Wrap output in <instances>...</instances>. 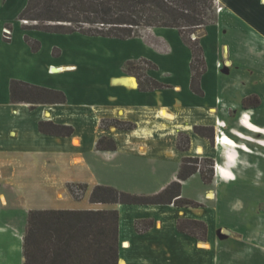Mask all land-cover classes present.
Masks as SVG:
<instances>
[{
	"label": "crops",
	"instance_id": "obj_1",
	"mask_svg": "<svg viewBox=\"0 0 264 264\" xmlns=\"http://www.w3.org/2000/svg\"><path fill=\"white\" fill-rule=\"evenodd\" d=\"M219 1L224 10L204 26L199 37L206 64L199 95L190 86L192 52L177 28L150 26L148 37L126 39L48 32L24 28L18 16L27 0H0V264H23V236L32 209H116L118 264H217L219 202L215 194L221 188L224 201L232 182L222 177L224 173L213 170L212 183L204 182L199 171L181 181L182 197L197 201L198 206L90 202L89 195L96 184L154 194L177 179L186 156L211 158L231 171L236 162L234 157L228 159L231 150L226 142L216 139L219 131L235 144L247 145L246 149L232 147L234 155L252 153L249 143L253 141L264 147L259 142L264 134L240 123L242 110H251L247 115L251 119L262 104L242 107V99L257 92L246 94L241 87L254 78L255 65L264 54V0ZM228 21L234 24L230 29L225 27ZM5 26L12 29L9 40L2 37ZM26 36L40 43L37 50H32ZM66 36L76 40L66 45ZM173 47L183 50V60L172 55ZM139 58L155 65L147 74L162 87H138L126 63ZM12 80L60 90L66 100L33 106L14 102ZM104 118L130 121L134 127H102ZM40 120L70 125L73 132L67 136L43 133L38 129ZM217 120H228V125L222 127ZM194 125H213V142L195 133ZM180 132L189 137L185 150L177 147ZM103 135L114 140L115 149L96 147ZM198 176L204 194L186 197L185 183ZM71 182L86 184L87 203L71 195ZM249 210L252 215L258 212L252 206ZM179 219L203 221L205 239L180 231ZM138 220H152V225L138 230ZM242 227L237 221L227 228L237 232L244 231ZM258 227L256 222L249 230L250 241L260 244L264 253V231ZM225 251L232 253L227 264L242 253L223 241Z\"/></svg>",
	"mask_w": 264,
	"mask_h": 264
},
{
	"label": "trees",
	"instance_id": "obj_2",
	"mask_svg": "<svg viewBox=\"0 0 264 264\" xmlns=\"http://www.w3.org/2000/svg\"><path fill=\"white\" fill-rule=\"evenodd\" d=\"M215 0H27L18 18L37 21L42 24H26L24 28H34L48 32L72 33L107 36L126 39L134 36L139 28L150 26L177 28L182 38L189 45L192 57L191 89L202 95L200 76L206 69L203 49L197 37L188 40L185 32L211 23L215 19ZM189 29V30H186ZM32 50L40 46L38 41L25 37ZM152 67L150 61L144 60ZM135 61L126 63V70L135 67ZM137 78L141 90L162 87L155 79L145 76ZM253 96L242 99V107L257 106L258 98L250 103ZM255 98V97H254ZM10 99L14 102L36 103L65 102L66 97L60 90L30 84L21 80L10 83ZM102 127L130 129L134 124L117 118L101 119ZM38 129L47 134L70 135L73 127L40 120ZM204 126L194 125L193 130L202 136L212 138L204 133ZM189 145L187 134L180 133L177 147L185 150ZM96 147L100 150L116 148L109 136L98 138ZM206 162L203 169L201 162ZM209 172L210 178L206 176ZM196 171L200 172L204 182L213 177V160L186 156L181 160L177 179L168 183L154 194H136L120 190L111 185L96 184L92 187L89 201L102 203L126 204H166L178 206H198V202L181 195V181ZM79 185L83 191L86 184L71 182L68 190L76 199L74 186ZM136 229L143 230L152 225V220L136 221ZM118 211L116 209L69 210V209H32L28 212L26 230L23 236V264H118ZM201 227L204 237L206 224L201 220L179 219L177 228L180 231L195 235L192 229ZM193 231V232H191ZM197 236V235H195ZM202 237V238H203Z\"/></svg>",
	"mask_w": 264,
	"mask_h": 264
},
{
	"label": "rangeland",
	"instance_id": "obj_3",
	"mask_svg": "<svg viewBox=\"0 0 264 264\" xmlns=\"http://www.w3.org/2000/svg\"><path fill=\"white\" fill-rule=\"evenodd\" d=\"M218 7H220L219 11H218ZM222 10H224L223 3L219 0H215L214 1V14L217 15L219 12H222ZM216 15H215L214 21L216 20ZM214 21H212L211 23H213ZM36 23L42 24L41 22H37V21H27V23H24V24H36ZM233 26L234 24L232 22L230 21L226 22L225 27L227 29H230ZM5 27L9 28L11 33L9 34V37H6L2 31V37L5 40H9L12 35V29L10 26H5ZM186 30H189V29H186ZM150 32L151 31L148 27H143V28H139L138 32L134 36H142V37L147 36L148 37ZM203 33H204V26L194 30L193 32L186 31L184 34L188 40H192L195 37L199 39V37ZM73 40H76V39L66 36V45ZM172 51H173L172 53L173 56L180 57L181 60L185 58V54L183 50L180 49V47H173ZM144 60H147V59L139 58V59L133 60L136 62L135 64H137L131 70L133 71L132 72L133 76H137L140 79H144L145 76H148L147 70L153 67ZM220 65H221L220 63L217 64V66H220ZM255 69H256V73H255L254 78L247 81L241 87V91L246 94H250L253 91L257 92V94L250 95V96H253L250 99V103L255 102V100L258 98L259 104L261 102L262 104L259 106V108H255V111L251 119H250V116L247 117V115H250L251 110H247V109L242 110L240 123L243 126L245 125V123H249L250 126H247V127L244 126V127L256 133L261 132V135H262V133L264 134V128H262L264 127V54L262 56L261 62L256 63ZM258 93L262 94V98ZM226 123L222 120L221 121L217 120V124L222 127ZM254 123L259 126H256ZM199 126H204L205 128L203 129L204 133H208L212 135V138H208V137L207 138L211 142H213V137L215 133V129L213 125H199ZM247 132H250V131L247 130ZM182 134H185V133H182ZM237 135L240 136L239 133H237ZM253 139H254V136H253ZM255 139L256 141L260 140V138H256V137ZM228 140L229 142H226V146H228L229 147L228 150H231V151L227 150L228 153L227 154L225 153V154L227 155L228 159H231V157H234V162L236 163H234L235 166L231 167L233 171L232 170L228 171L227 168L225 169L222 168L223 170L220 171L222 172L221 174L224 173V176H222L223 178H225L226 180L232 181L230 182L231 184L230 185L231 187L229 189L230 192L225 194L224 201H223V197H224L223 190L218 185L214 186L215 189L219 190L220 188V190L218 191V194L217 193L215 194L216 195L215 199L217 198L219 202L218 211L216 212V219H215L216 220L215 231L218 230L217 232H218V238H219V241H218L219 245L217 244L218 249H217V255H216V259L218 260L217 264H223L224 262L227 264L228 263L227 258H229V255L230 256L232 255V253L230 254L227 251H225V253H222V242L223 241L229 242L230 247L232 248L242 249V253L239 254V256H237L235 259H232V262L229 264H264V253L260 250L262 249L261 245L256 244L253 241H250V239L253 238V235L251 234L252 232L251 233L249 232V230H251L252 228L254 229L256 222L257 224L259 223V227H258L259 232L260 231L262 232V230L264 231V201L262 200L264 199V156L259 155L261 153L264 154V147L259 145V143L257 144L255 141H253L252 144L249 143L252 153H241L239 151V154L236 152L234 155L233 152L235 149L232 147L237 146L241 149H246L247 145L244 144L243 142L239 143L238 141H236V144L238 143L236 145L235 142H233V140L229 136H228ZM259 142L264 144V138H262ZM205 164L206 162L204 161L201 162V166L203 169H207V165ZM213 165L216 166L218 164L213 161ZM244 168H246L245 170L246 174L243 171ZM205 172H206V176L210 178L209 172H207L206 170ZM212 181H213V177L211 178L209 182L212 183ZM125 191L131 192V193H137V194H152V193L129 191V190H125ZM182 191L184 192V195L186 197H195V196L203 195L204 190H202L201 188L200 177L199 176L194 177L190 179L189 181H187ZM83 196L78 198V199H81L80 203H87L88 199L86 198V194L84 198ZM213 198H214V195H213ZM251 206L254 207L256 211H258L256 215L250 214V213H253V211L250 212L249 210V207ZM257 216H259L260 219ZM256 218H257V221H256ZM237 221H239L243 225L242 230L244 229V231L236 232V231H232L231 229L229 230L227 228L228 226H231L233 222H237ZM189 229L193 230L195 235H197V238H200V240L205 239L206 234L204 237L202 236L203 231L200 226H198V228L194 227V229L189 227ZM206 231H207V228H206ZM241 239H243V241Z\"/></svg>",
	"mask_w": 264,
	"mask_h": 264
},
{
	"label": "built area",
	"instance_id": "obj_4",
	"mask_svg": "<svg viewBox=\"0 0 264 264\" xmlns=\"http://www.w3.org/2000/svg\"><path fill=\"white\" fill-rule=\"evenodd\" d=\"M220 10V7H218V11ZM24 23H27V20H22ZM11 33L10 29L9 28H6L4 27L3 28V34L6 36V37H9V34ZM219 133H221V131H219ZM218 136H216L217 138ZM217 167L218 165L214 166L213 165V169L217 170ZM85 191L82 190V188L79 186V185H75L74 186V193L77 195V196H80L82 197L83 194H84Z\"/></svg>",
	"mask_w": 264,
	"mask_h": 264
},
{
	"label": "bare ground",
	"instance_id": "obj_5",
	"mask_svg": "<svg viewBox=\"0 0 264 264\" xmlns=\"http://www.w3.org/2000/svg\"><path fill=\"white\" fill-rule=\"evenodd\" d=\"M54 69H56L55 67H54ZM245 126H250L249 125V123H245ZM252 128V127H251ZM217 140L219 141H223V142H229V140H228V136L226 135V134H223L222 132L221 133H219V136H218V138H217ZM224 144V143H223ZM226 145V144H225ZM223 169L218 165V167H217V171H222ZM221 173V172H220Z\"/></svg>",
	"mask_w": 264,
	"mask_h": 264
},
{
	"label": "water",
	"instance_id": "obj_6",
	"mask_svg": "<svg viewBox=\"0 0 264 264\" xmlns=\"http://www.w3.org/2000/svg\"><path fill=\"white\" fill-rule=\"evenodd\" d=\"M54 69V68H53ZM135 81V80H134Z\"/></svg>",
	"mask_w": 264,
	"mask_h": 264
},
{
	"label": "clouds",
	"instance_id": "obj_7",
	"mask_svg": "<svg viewBox=\"0 0 264 264\" xmlns=\"http://www.w3.org/2000/svg\"><path fill=\"white\" fill-rule=\"evenodd\" d=\"M214 170V169H213Z\"/></svg>",
	"mask_w": 264,
	"mask_h": 264
}]
</instances>
